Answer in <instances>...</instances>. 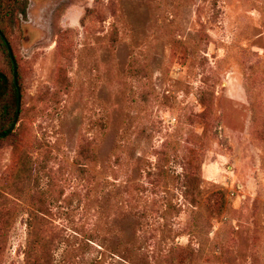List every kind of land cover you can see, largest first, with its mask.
Instances as JSON below:
<instances>
[{
  "label": "rangeland",
  "instance_id": "obj_1",
  "mask_svg": "<svg viewBox=\"0 0 264 264\" xmlns=\"http://www.w3.org/2000/svg\"><path fill=\"white\" fill-rule=\"evenodd\" d=\"M12 45L0 264H264V0H29Z\"/></svg>",
  "mask_w": 264,
  "mask_h": 264
},
{
  "label": "trees",
  "instance_id": "obj_2",
  "mask_svg": "<svg viewBox=\"0 0 264 264\" xmlns=\"http://www.w3.org/2000/svg\"><path fill=\"white\" fill-rule=\"evenodd\" d=\"M29 0H0V31L3 36L0 34V48L5 55V64L3 66L0 65V141L6 138L17 135V126L14 130H10L13 125L15 118L17 116V108L19 102V92L20 89V116L23 110V100H24V85L22 80V71L18 60L16 59V55L14 53V48L12 45V37L22 24L23 18H26L28 14ZM11 46L13 50V56L17 63V84L15 81L14 75V67L11 55L8 50V45ZM204 103V102H203ZM5 134V135H1ZM18 146L16 150H18ZM37 172V169L33 168V165H28L27 161L19 166V172ZM47 216V213H46ZM48 217L44 216V220H47ZM35 217L30 216L29 226H30V235L31 240L27 245L26 249V257L29 259L33 255V250L35 249V245L38 244L36 239L37 230L34 225L32 226V222H34ZM5 230L1 232L4 236Z\"/></svg>",
  "mask_w": 264,
  "mask_h": 264
},
{
  "label": "water",
  "instance_id": "obj_3",
  "mask_svg": "<svg viewBox=\"0 0 264 264\" xmlns=\"http://www.w3.org/2000/svg\"><path fill=\"white\" fill-rule=\"evenodd\" d=\"M0 34L3 36L1 31H0ZM7 45H8V50H9V53H10L12 61H13L15 81L17 84V63H16L15 58L13 56V50H12V48L8 42H7ZM18 92H19V102H18V108H17V116H16L15 121H14L13 125L11 126L10 130H14L18 124V121H19V115H20V109H21V102H20V96L21 95H20V89L19 88H18ZM1 135H5V134H1Z\"/></svg>",
  "mask_w": 264,
  "mask_h": 264
}]
</instances>
